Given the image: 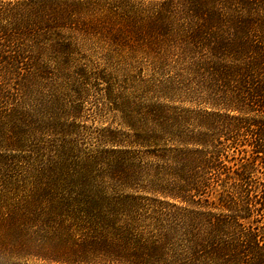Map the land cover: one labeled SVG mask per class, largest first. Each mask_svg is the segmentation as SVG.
Returning <instances> with one entry per match:
<instances>
[{"label": "trees", "instance_id": "1", "mask_svg": "<svg viewBox=\"0 0 264 264\" xmlns=\"http://www.w3.org/2000/svg\"><path fill=\"white\" fill-rule=\"evenodd\" d=\"M90 93L121 213L46 147ZM0 204V264H264V0H0Z\"/></svg>", "mask_w": 264, "mask_h": 264}, {"label": "rangeland", "instance_id": "2", "mask_svg": "<svg viewBox=\"0 0 264 264\" xmlns=\"http://www.w3.org/2000/svg\"><path fill=\"white\" fill-rule=\"evenodd\" d=\"M70 92H63L62 96H69ZM71 99V98H70ZM99 99L97 94L90 93V95L84 97L85 108L81 112L79 116H77L75 126L69 127L67 126L64 129V133H61L58 136H48L46 139V147L54 150V146L57 148L56 150L59 152L61 156L60 160H58V165H61L63 168V173L61 175L60 187L67 188L71 191H77V187L79 182L76 180V176H79V172L82 170L80 166H82L85 162H88L89 159H93L105 152L108 147L104 143V135L107 131L112 127L120 126V116L116 114L113 117V113L110 110H99V107H95L97 100ZM97 106V104H96ZM58 140L55 145V140ZM65 143V147H64ZM62 146V147H61ZM53 156V153H50ZM106 162L108 163L107 156L104 157ZM96 164L86 170V172L91 173V183L93 185L99 186V191L105 194V198L101 200L98 204H115V209L119 210V212H123L122 210L126 209L133 201L129 196L127 197L126 193H130L138 198H142V204L147 203L146 197L143 191L140 190L136 185H132L133 189L123 190V188H119L114 191H106V185L110 183L106 180L107 173L105 171L106 167L102 166L101 162L98 160H94ZM106 163V164H107ZM100 182H104L100 186ZM113 186L110 184V189ZM106 192V193H105ZM117 204H120L118 207ZM13 204H0V219H1V209L9 208ZM121 217V216H120ZM1 258V256H0ZM35 263V260H31L27 258V263ZM39 263V262H38Z\"/></svg>", "mask_w": 264, "mask_h": 264}]
</instances>
